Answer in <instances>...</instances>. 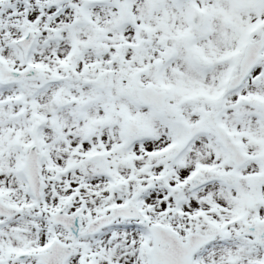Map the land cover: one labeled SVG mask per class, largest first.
<instances>
[{
  "label": "rangeland",
  "instance_id": "rangeland-1",
  "mask_svg": "<svg viewBox=\"0 0 264 264\" xmlns=\"http://www.w3.org/2000/svg\"><path fill=\"white\" fill-rule=\"evenodd\" d=\"M263 29L264 0H0V57H21L15 42L31 30L29 56L41 60L39 79L0 82V201L21 208L0 217V264H42L54 240L72 247L64 264H151L155 225L181 241L218 232L193 264H261L264 244L246 230L264 221V185L253 184L264 171V48L240 86L226 83ZM146 85L167 97L162 111L138 101ZM214 112L247 156L238 168L210 129ZM32 146L38 198L22 168ZM129 205L139 218L76 240L52 222L66 207L85 228Z\"/></svg>",
  "mask_w": 264,
  "mask_h": 264
},
{
  "label": "water",
  "instance_id": "water-1",
  "mask_svg": "<svg viewBox=\"0 0 264 264\" xmlns=\"http://www.w3.org/2000/svg\"><path fill=\"white\" fill-rule=\"evenodd\" d=\"M63 0H53V3L57 4ZM201 15L197 14L191 18V22L194 25H199ZM35 36L28 30L24 37L17 41V44L21 47L26 55L32 44L34 43ZM264 46V29L262 30L259 38L253 42H249L244 50L243 57L239 64L238 73L231 77L228 84V89L238 86L243 79L247 76L249 70L259 61L260 52ZM31 71L26 70L21 75H30ZM18 74L7 70H0V79L5 80L9 78L17 77ZM103 75L99 74L93 80H86V83L101 84L103 82ZM138 99L145 105H154L160 109L165 105V94L162 91L157 92L151 86L139 89L137 93ZM221 101H217L215 106L219 107ZM217 113L213 114L211 125L217 134V137L222 142L223 146L231 151V160L235 167L241 166L246 158L235 144L228 141L223 133L221 127L216 125ZM125 128L129 133H135L138 129L137 125L133 124L129 120L125 121ZM39 154L36 152L35 147L32 146L29 149L25 158L23 171L27 179L28 187L35 198L40 196L41 192V180L39 175L38 165ZM229 177L232 173L228 174ZM254 183L257 187L264 185V172L258 174L255 177ZM198 180L195 179L191 184V188L196 187ZM118 191H121L119 186L116 187ZM66 207L60 208L57 212L53 213L52 219L54 224L63 225L71 234L72 240H75L83 235H89L97 232L100 228L108 226L114 220L118 218L124 219H136L139 218V212L136 206L129 205L125 208H116L109 212V214L97 217L89 222L83 231H80L79 224V211L76 210L71 214H65ZM21 212V208H15L5 205L0 201V216L10 219ZM152 235V246L149 252V258L152 264H192L194 254L204 245L211 242L218 232L213 231L211 234L201 235L198 233H191L186 236V242H181L177 234L171 229L165 228L160 225L150 227ZM221 234V232H219ZM247 234L253 236L257 243H264V221L255 224L247 229ZM166 246L165 249L160 247ZM72 253V247L67 244L54 241L49 250L45 253L37 254V258L40 263L43 264H64L69 255ZM27 254L19 256L20 259L26 258ZM89 264V263H82ZM264 264V262H263Z\"/></svg>",
  "mask_w": 264,
  "mask_h": 264
},
{
  "label": "flooded vegetation",
  "instance_id": "flooded-vegetation-1",
  "mask_svg": "<svg viewBox=\"0 0 264 264\" xmlns=\"http://www.w3.org/2000/svg\"><path fill=\"white\" fill-rule=\"evenodd\" d=\"M16 43V42H15ZM21 51V50H20ZM30 53L27 55V56H24V54L22 53L21 51V57H17L16 59L14 60H9L7 57L2 58V56L0 57V70L3 68V69H8L10 71H14V72H17V73H21L22 71H24L25 69H27L26 67H24V64L26 63V61H33L34 62V65H35V61H36V66L35 67H32V68H28V69H32L33 73L32 75H29V76H18V77H15L13 79H8V80H5V81H1L2 83H5L9 80H19V81H22V80H25L26 78H31V77H34V78H37L39 79L41 77V64H40V61L39 58H31L30 56ZM3 61H5V63H8V64H12V67L11 68H7L5 66L4 63H2ZM23 67V68H22ZM190 138H186V140H188L187 142H184V143H189V142H192L194 140V135H191L189 136Z\"/></svg>",
  "mask_w": 264,
  "mask_h": 264
},
{
  "label": "bare ground",
  "instance_id": "bare-ground-1",
  "mask_svg": "<svg viewBox=\"0 0 264 264\" xmlns=\"http://www.w3.org/2000/svg\"><path fill=\"white\" fill-rule=\"evenodd\" d=\"M183 58H184V56H183ZM183 58H182V59H183ZM204 79H206V78H204ZM109 239L113 240V239H115V238H113V237H109Z\"/></svg>",
  "mask_w": 264,
  "mask_h": 264
}]
</instances>
